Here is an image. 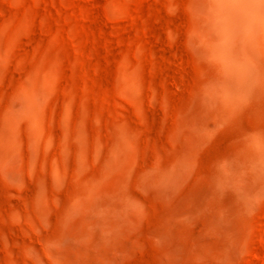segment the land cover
Returning <instances> with one entry per match:
<instances>
[{
    "label": "rangeland",
    "instance_id": "rangeland-1",
    "mask_svg": "<svg viewBox=\"0 0 264 264\" xmlns=\"http://www.w3.org/2000/svg\"><path fill=\"white\" fill-rule=\"evenodd\" d=\"M205 2L0 0V264H264V62L228 94Z\"/></svg>",
    "mask_w": 264,
    "mask_h": 264
},
{
    "label": "bare ground",
    "instance_id": "bare-ground-1",
    "mask_svg": "<svg viewBox=\"0 0 264 264\" xmlns=\"http://www.w3.org/2000/svg\"><path fill=\"white\" fill-rule=\"evenodd\" d=\"M205 22L228 94L236 99L249 94L264 62V0H206Z\"/></svg>",
    "mask_w": 264,
    "mask_h": 264
}]
</instances>
